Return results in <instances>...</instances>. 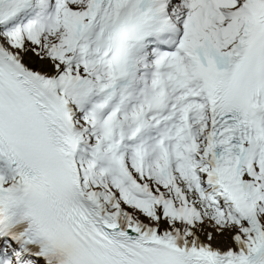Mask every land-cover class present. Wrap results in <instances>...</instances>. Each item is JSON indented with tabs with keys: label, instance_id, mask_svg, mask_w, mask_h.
<instances>
[{
	"label": "snow or ice",
	"instance_id": "6c2138e0",
	"mask_svg": "<svg viewBox=\"0 0 264 264\" xmlns=\"http://www.w3.org/2000/svg\"><path fill=\"white\" fill-rule=\"evenodd\" d=\"M0 264H264V0H0Z\"/></svg>",
	"mask_w": 264,
	"mask_h": 264
}]
</instances>
